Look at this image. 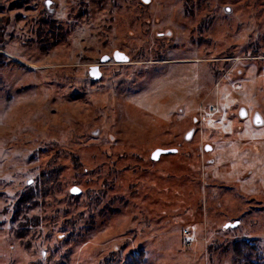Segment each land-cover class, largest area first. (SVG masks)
<instances>
[{
  "label": "rangeland",
  "instance_id": "1",
  "mask_svg": "<svg viewBox=\"0 0 264 264\" xmlns=\"http://www.w3.org/2000/svg\"><path fill=\"white\" fill-rule=\"evenodd\" d=\"M0 264H264V0H0Z\"/></svg>",
  "mask_w": 264,
  "mask_h": 264
},
{
  "label": "trees",
  "instance_id": "2",
  "mask_svg": "<svg viewBox=\"0 0 264 264\" xmlns=\"http://www.w3.org/2000/svg\"><path fill=\"white\" fill-rule=\"evenodd\" d=\"M109 153V151H108ZM76 162V160H75ZM74 162V163H75ZM111 164H107V167L105 169V171L107 172V174H117V172L115 170H113L112 172V169L111 167ZM116 175H113V177H115ZM107 181V180H106ZM115 185V182H114V179H113V182H105V186H106V189L105 190H113L114 189V186ZM102 191V189H100ZM102 197H103V194H102ZM68 202H70V199H74V200H77L78 197H71V196H66ZM30 202L32 203V207L35 208L36 207V202H35V199L34 198H29ZM101 196L98 194V192H96V195H92V197H90L88 199V203L86 205V209L82 211L81 215H79V217L77 216V214L75 215L76 218H79V220H82V221H85V224H83V226L86 228L90 227L92 224H93V219L95 218L94 214H98L99 217H103V213L104 211L106 210V207H102L101 205ZM29 202V203H30ZM120 203V202H118ZM115 204V202H114ZM86 215V219L84 218V216ZM75 218V219H76ZM79 232V231H78ZM77 232V234H79ZM249 248V243L246 241V240H238V241H235L234 244H233V252H234V255L237 257V258H241L242 255H243V251L244 249H248Z\"/></svg>",
  "mask_w": 264,
  "mask_h": 264
},
{
  "label": "water",
  "instance_id": "3",
  "mask_svg": "<svg viewBox=\"0 0 264 264\" xmlns=\"http://www.w3.org/2000/svg\"><path fill=\"white\" fill-rule=\"evenodd\" d=\"M143 3L147 4L149 3L150 0H141ZM49 4V2H48ZM113 59L115 60V62H123V63H126L128 61V58L121 52L119 51H115L113 53ZM109 61V57L108 56H103L101 57L100 59V64H105ZM88 76L91 77L93 80H98L100 77H101V72L99 70V65L98 64H94V65H91L89 67V70H88ZM242 116H244V114H242ZM254 122L258 124H260V120L258 118V116H256L254 118ZM210 148L208 146H205V150H209ZM176 150L175 149H156L154 150L152 153H151V156L150 158L153 160V161H156L159 159V157L162 155V154H172V153H175ZM69 193L71 195H74V196H77L81 193V190L77 187V186H72L70 189H69ZM238 222L237 221H234L232 223H227L225 225V227H235L237 226Z\"/></svg>",
  "mask_w": 264,
  "mask_h": 264
}]
</instances>
